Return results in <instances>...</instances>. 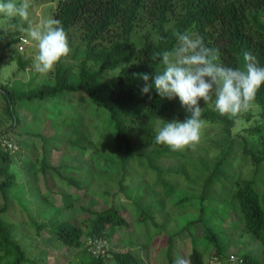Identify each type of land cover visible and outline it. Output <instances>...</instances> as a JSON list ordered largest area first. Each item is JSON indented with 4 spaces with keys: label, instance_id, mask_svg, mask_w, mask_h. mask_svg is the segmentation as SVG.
<instances>
[{
    "label": "trees",
    "instance_id": "16d2710c",
    "mask_svg": "<svg viewBox=\"0 0 264 264\" xmlns=\"http://www.w3.org/2000/svg\"><path fill=\"white\" fill-rule=\"evenodd\" d=\"M54 19L61 21L67 33L69 43L75 33L82 38L84 58L79 65H68L62 59L55 67L54 82L43 83L38 87L20 90L8 83L0 82V95L5 100V109L9 115H16L20 107L32 103L50 101L55 97L70 95L71 98L85 96L92 99L98 107H104L110 114L115 127V141L123 156L121 165L126 168L128 162L138 158L137 150L140 146H148L155 142L157 122L171 118L185 120L190 114L181 105L178 97L169 100L161 98L153 87L149 94L142 95L141 87L144 83L139 78L140 73L155 74L161 65L159 60H151V54L172 51L176 47V33L188 32L193 37H202L206 46L218 49L217 63L233 68H243L244 52L254 55L260 66H264V0H57ZM11 24L17 25L18 20ZM78 30V32H76ZM8 34V35H7ZM6 36L12 37L4 43L13 45L17 53L12 56L17 60L20 70L26 69L30 60L23 57L19 49L20 31H0V42ZM98 67H91L90 63ZM120 69L117 76L106 81L104 72ZM202 103L203 121L222 124V137L226 144L219 149V153L211 163H207L203 156H184L185 160L173 164L169 172L185 175V167L191 166L189 173L204 174L203 185L199 186L197 196L199 217L190 223H202L204 226L207 247L200 249L193 239V248L188 258L190 264H207L205 253L208 246L214 248L211 254L217 256L220 264H263V257L252 252L238 255L237 261L231 260V255L223 246L213 226L205 223L206 209L212 206L210 199L223 202L222 207L232 213V218L239 222L241 233H251L253 238L263 244L264 255V194L262 193L263 177L261 168L264 164V120L249 126L240 134H233L236 119L221 116L210 102ZM253 105L260 109V116L264 117V85L257 91ZM15 120V123H14ZM20 117L13 119L12 125L0 132V138H12L19 126ZM10 133V134H9ZM6 140V139H5ZM9 143V142H8ZM6 142L4 149H0V189L7 198L6 190L19 183L17 174L11 171L14 162L13 150ZM46 145V144H45ZM158 154L179 156L181 152L164 148ZM239 150L245 160L250 159L253 165V176L242 177L236 175L239 160ZM188 157V158H187ZM148 158V169L157 170L152 158ZM196 158V159H195ZM196 162V163H195ZM36 165V164H35ZM59 171L51 167L46 158L34 171ZM185 170V171H184ZM161 171H159L160 173ZM158 173V175H159ZM188 173V174H189ZM71 177V176H69ZM262 179V180H260ZM68 182L78 184L73 178ZM158 186L156 181L155 183ZM165 196H170L173 190ZM169 188V189H170ZM77 194H62V206L66 209H81L91 216V228L87 234L90 237H104L111 245L113 235L123 227L129 226V220L121 214L116 205L104 210H90L83 205L69 200ZM185 199H195L187 197ZM217 200V201H218ZM75 206V207H74ZM7 205L0 208V242L5 256L15 255L12 264H25L28 257L23 246L13 239L14 231L5 225L1 213ZM141 220L149 216L146 208L140 215ZM153 221H155L153 219ZM46 227L45 224L37 226ZM50 231L61 242L69 247H80L86 243L84 229L68 218L58 219ZM185 229L176 234H181ZM175 234L169 237L166 257L169 264H176L174 240ZM3 259V258H2ZM209 259V261H210ZM72 264H147L142 256L132 251H112L95 256L85 246L82 251L71 259ZM210 264L211 261L209 262Z\"/></svg>",
    "mask_w": 264,
    "mask_h": 264
},
{
    "label": "rangeland",
    "instance_id": "374dc122",
    "mask_svg": "<svg viewBox=\"0 0 264 264\" xmlns=\"http://www.w3.org/2000/svg\"><path fill=\"white\" fill-rule=\"evenodd\" d=\"M15 2L19 3L20 0ZM57 3V0H31L29 19L32 24L38 25L43 20L54 19ZM14 20L19 23L12 26L7 17L0 15V31L9 33L18 30L26 35L28 42L20 54L29 59L30 63L26 69H19L17 60L12 56L17 53L15 47L4 45L12 37L6 36L0 42V82L20 90L53 83L54 71L41 74L35 69L34 57L38 48L36 42L31 41L22 30L29 27L28 22L19 17L12 19ZM70 46L72 52L63 60L68 65L77 66L85 56V45L79 34H74ZM90 66L98 67L92 62ZM119 70L104 72L105 80H113ZM157 70H162V65ZM199 104L202 108V103ZM210 106H214V101L210 102ZM17 115L20 122L16 133L20 132V135L0 138V149H4L6 142L11 143L14 162L10 169L17 174L19 183L7 188V198L0 189V208L6 203L7 209L1 213V218L5 225L13 229V239L23 246L28 257L25 264H72L71 259H75L76 254L84 249V241L80 247H69L50 231L58 219L68 218L82 226L84 240L88 237L91 228L90 214L81 209L64 208V193L77 194V199L76 195L69 197L70 201L75 200L73 205L76 206L78 202L90 210L118 206L130 224L113 235L110 249L114 252H135L147 264H169L166 254L172 234H175V261L182 259L185 264H190L188 256L193 248V239L200 249L209 245L202 223H190L200 214L197 200L199 193L195 190L203 185L204 174L193 171L189 173L188 170H192L193 165L185 167V175L169 171L173 164L177 165L179 160L184 161V156L188 155L203 156L207 163H211L220 147L226 144L222 137V124L204 121L200 143L194 148L177 151L181 152L177 157L158 154L160 148H170L156 142L140 146L137 150L140 156L128 162L124 169L121 165L123 149L120 150L115 141V127L110 114L104 107H98L92 99L63 95L62 98L42 101L39 105L32 103L20 107L16 115H9L5 109V100L0 95V132L8 129ZM170 119L157 122L156 131ZM237 119L239 123L233 129L234 135L257 124L258 120H264V117L260 116L258 106L253 105ZM147 156L152 158L158 171L148 169ZM43 158L59 171L35 172ZM237 164L235 176L239 172L242 177L253 176L252 162L250 159L245 160L240 150ZM260 174V178L263 177L260 180L264 183V164ZM68 178L78 181L81 186L68 182ZM2 179L0 176V181ZM168 182H171L173 190L170 196H165L166 191L171 190ZM262 188L264 194V184ZM187 197L195 199H185ZM217 200L210 199L212 206L206 209L204 219L208 226H213L220 243L228 245L227 251L235 256L252 252L264 258L263 244L255 240L251 233H241L237 219L232 218V213L222 207L223 202ZM143 208L147 209L149 216L155 221L150 218L141 220ZM40 224H45L46 227L38 229ZM182 229H185L182 235L176 234ZM214 251V248L208 246L204 257L207 264H210L209 259ZM14 261L15 255L5 256L0 242V264H12ZM262 263L264 264V259Z\"/></svg>",
    "mask_w": 264,
    "mask_h": 264
},
{
    "label": "clouds",
    "instance_id": "9594fccd",
    "mask_svg": "<svg viewBox=\"0 0 264 264\" xmlns=\"http://www.w3.org/2000/svg\"><path fill=\"white\" fill-rule=\"evenodd\" d=\"M31 0H0V15L13 19L19 17L29 24L27 37L36 42L38 52L34 57L37 72L48 74L56 65L67 59L71 46L60 20L47 19L33 25L29 19ZM174 50L151 54V60H159L162 70L155 74L140 73L144 81L140 91L149 94L154 87L161 98L178 97L181 105L190 114L185 120L174 119L157 131L155 142L168 146L173 151L194 148L201 141L204 127L202 108L199 102L208 103L215 97L214 107L221 116L236 119L253 107L257 91L264 85V66L250 52H244L243 68L227 67L217 63L218 49L205 45L202 37H193L188 32H177ZM239 123V120L236 119ZM91 243V242H90ZM176 264H185L178 259Z\"/></svg>",
    "mask_w": 264,
    "mask_h": 264
},
{
    "label": "built area",
    "instance_id": "2783aa9c",
    "mask_svg": "<svg viewBox=\"0 0 264 264\" xmlns=\"http://www.w3.org/2000/svg\"><path fill=\"white\" fill-rule=\"evenodd\" d=\"M28 39L25 36L20 37L19 41V49L20 51L24 50L27 45ZM10 147H12L11 143L8 144ZM91 242V243H90ZM85 246L87 247V250L92 253L95 256H101L107 253V251L110 248V242L108 239L104 237H90L87 238ZM238 256H235L234 254L231 255V260L237 261ZM211 263L214 264H220V259L213 255L210 259ZM236 264V263H235Z\"/></svg>",
    "mask_w": 264,
    "mask_h": 264
}]
</instances>
